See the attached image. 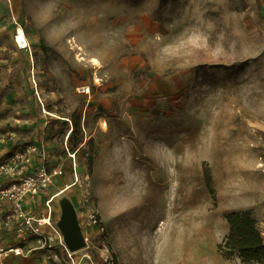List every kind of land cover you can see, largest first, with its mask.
I'll return each instance as SVG.
<instances>
[{
  "label": "rangeland",
  "instance_id": "374dc122",
  "mask_svg": "<svg viewBox=\"0 0 264 264\" xmlns=\"http://www.w3.org/2000/svg\"><path fill=\"white\" fill-rule=\"evenodd\" d=\"M29 145L88 239L74 258L241 264L217 246L232 211L264 240V0H0V152Z\"/></svg>",
  "mask_w": 264,
  "mask_h": 264
},
{
  "label": "built area",
  "instance_id": "2783aa9c",
  "mask_svg": "<svg viewBox=\"0 0 264 264\" xmlns=\"http://www.w3.org/2000/svg\"><path fill=\"white\" fill-rule=\"evenodd\" d=\"M45 157L41 145L0 152V264H6L11 257H24L35 249L46 253L53 247L64 251L66 264H95L87 252L74 258L81 251L70 253L64 245L56 227L53 197H44L51 179ZM87 219L92 226L97 224L93 214ZM83 236L87 244L88 239ZM87 248L88 244L82 251ZM48 259L56 262L57 255ZM104 263L110 264L107 260Z\"/></svg>",
  "mask_w": 264,
  "mask_h": 264
},
{
  "label": "trees",
  "instance_id": "16d2710c",
  "mask_svg": "<svg viewBox=\"0 0 264 264\" xmlns=\"http://www.w3.org/2000/svg\"><path fill=\"white\" fill-rule=\"evenodd\" d=\"M40 48L48 51V48L42 43ZM70 121L72 129L68 134L67 144L69 151L75 152L80 142L75 140V137L80 133L81 114L77 118L70 116ZM87 143L89 144V142ZM92 161L91 157L88 158V169H91ZM224 218L228 226V234L217 246L218 252L226 258L237 257L241 264H264V240L251 211H232L226 213ZM50 264L59 263L51 261ZM60 264L65 263L61 262Z\"/></svg>",
  "mask_w": 264,
  "mask_h": 264
},
{
  "label": "water",
  "instance_id": "95a60500",
  "mask_svg": "<svg viewBox=\"0 0 264 264\" xmlns=\"http://www.w3.org/2000/svg\"><path fill=\"white\" fill-rule=\"evenodd\" d=\"M60 215L56 222L66 249L77 253L86 248L85 238L79 224L78 215L72 203L63 198L59 202Z\"/></svg>",
  "mask_w": 264,
  "mask_h": 264
},
{
  "label": "bare ground",
  "instance_id": "6f19581e",
  "mask_svg": "<svg viewBox=\"0 0 264 264\" xmlns=\"http://www.w3.org/2000/svg\"><path fill=\"white\" fill-rule=\"evenodd\" d=\"M15 42H16L18 48L20 49V52L22 55H28L29 54V48L26 44V41H25V38H24V35H23L21 29H18V32H17L16 37H15ZM103 126L105 127L106 125L103 124ZM63 193H64V191H61L56 196L62 195ZM51 201L53 202V199Z\"/></svg>",
  "mask_w": 264,
  "mask_h": 264
},
{
  "label": "crops",
  "instance_id": "0c3cea01",
  "mask_svg": "<svg viewBox=\"0 0 264 264\" xmlns=\"http://www.w3.org/2000/svg\"><path fill=\"white\" fill-rule=\"evenodd\" d=\"M17 258L11 257L9 260H11V262L15 261ZM10 262V263H11Z\"/></svg>",
  "mask_w": 264,
  "mask_h": 264
}]
</instances>
